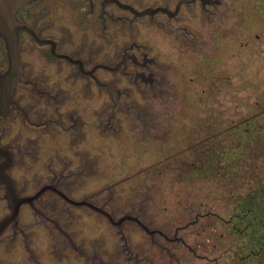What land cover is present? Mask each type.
I'll use <instances>...</instances> for the list:
<instances>
[{"label": "flooded vegetation", "instance_id": "1", "mask_svg": "<svg viewBox=\"0 0 264 264\" xmlns=\"http://www.w3.org/2000/svg\"><path fill=\"white\" fill-rule=\"evenodd\" d=\"M261 1L20 8L18 70L0 36V264H264V193L234 189L264 165L218 154L260 113L216 131L171 111L211 97L218 25Z\"/></svg>", "mask_w": 264, "mask_h": 264}, {"label": "rangeland", "instance_id": "2", "mask_svg": "<svg viewBox=\"0 0 264 264\" xmlns=\"http://www.w3.org/2000/svg\"><path fill=\"white\" fill-rule=\"evenodd\" d=\"M240 3L245 5L246 12L241 15V9L234 8L231 18L218 25L215 32L219 35L220 47L212 59L201 61V67L216 69L213 80L203 85L206 92L211 91V97L198 103L180 101L171 109L193 114L190 117L196 116L201 123L204 114H211L202 125L209 124L216 131L264 110V1L257 2L256 7L251 2ZM187 89L184 81L178 84L179 94ZM237 131L233 127L232 133ZM258 182L264 184L261 179ZM236 188L242 192L239 186Z\"/></svg>", "mask_w": 264, "mask_h": 264}, {"label": "trees", "instance_id": "3", "mask_svg": "<svg viewBox=\"0 0 264 264\" xmlns=\"http://www.w3.org/2000/svg\"><path fill=\"white\" fill-rule=\"evenodd\" d=\"M260 113L261 116L250 118L248 126H234L237 132L233 133L234 142L232 146V153L227 151L225 145L223 150L218 152L223 161L232 160V164H262L264 165V110ZM247 129V130H246ZM236 136V137H235ZM231 157V158H230ZM238 157H242L238 160ZM251 171L255 169L250 175V181L247 185H234V189L239 186L242 192H263L264 184H261V175H256L257 165L251 166ZM264 183V180H261ZM251 189V190H250ZM261 190V191H260Z\"/></svg>", "mask_w": 264, "mask_h": 264}, {"label": "water", "instance_id": "4", "mask_svg": "<svg viewBox=\"0 0 264 264\" xmlns=\"http://www.w3.org/2000/svg\"><path fill=\"white\" fill-rule=\"evenodd\" d=\"M35 0H0V36L6 40L12 70L20 68L19 32L22 27L18 12ZM10 194L14 189L9 191Z\"/></svg>", "mask_w": 264, "mask_h": 264}]
</instances>
